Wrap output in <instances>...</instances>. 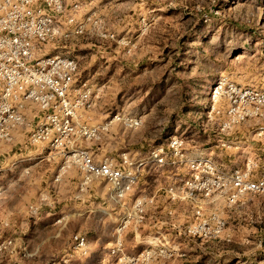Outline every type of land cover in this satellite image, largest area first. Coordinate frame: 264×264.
I'll use <instances>...</instances> for the list:
<instances>
[{"label": "rangeland", "instance_id": "obj_1", "mask_svg": "<svg viewBox=\"0 0 264 264\" xmlns=\"http://www.w3.org/2000/svg\"><path fill=\"white\" fill-rule=\"evenodd\" d=\"M69 1L82 3V15L94 13L99 32L51 42L41 47L37 56L62 54L77 59L79 66L84 68L97 52L77 45L91 40L98 43L106 48L103 58H99L108 65L104 81L89 83L84 80V72L79 81L78 75L76 78V87L87 83L97 96L96 105L84 119L92 118L97 102L106 95L103 102L106 119L90 125L101 124L118 112L136 114L143 121L141 128L135 131L114 124L100 141H81L80 147L89 149L96 159L105 156L118 159L121 153L116 151L117 136L147 137L150 141L142 148V155H146L153 148V135L161 137L163 123L169 117L173 125L171 134L183 137L190 151L199 149L225 170L234 167L246 170L247 164L253 162L259 165L256 171H261L264 137L254 133L257 126L239 127L235 140L238 149L233 144L221 146L219 136L204 127L207 122L204 112L209 88L220 77L243 87H264V0ZM140 39L153 40V50L140 47ZM132 57L143 61L136 77L126 76L122 64ZM123 93L130 96L124 98ZM196 132L200 138L195 136ZM110 133L114 141L103 140ZM58 164L43 162L42 165L51 172ZM59 165H64L63 160ZM74 171L78 169L70 167L63 176L74 175ZM148 173L151 175L153 169L145 175ZM36 182L33 180L26 194L27 205L36 202L40 195ZM91 187L90 202L84 198L78 200L83 203L82 209L72 208V205L59 209V215L68 217L69 222L62 227L59 247L64 252L62 257L55 259L57 264H105L109 260L112 235L122 211L109 201L111 187L108 183L97 180ZM61 203V206L65 204ZM203 211L207 216L218 213L224 219L226 226L222 235L213 239H186L171 229L162 228L174 239L181 256L156 264H264V193L246 194L235 201L220 194L207 199ZM177 212L180 222L191 215L185 213L184 208ZM160 229L153 225L142 227L141 237ZM81 230L88 236V256L77 254L72 248V235ZM141 242L143 240L135 239L134 232H127L125 247L128 252L141 250ZM46 250L45 254L51 253L50 249Z\"/></svg>", "mask_w": 264, "mask_h": 264}, {"label": "built area", "instance_id": "obj_2", "mask_svg": "<svg viewBox=\"0 0 264 264\" xmlns=\"http://www.w3.org/2000/svg\"><path fill=\"white\" fill-rule=\"evenodd\" d=\"M82 7L81 2L69 0H0V147L13 145L17 136H22L23 146L28 148L46 145L48 155H58L64 162L58 166L55 182H61L68 168L78 169L81 181L76 199L80 200L97 180L110 185L109 201L122 213L105 264H156L181 256L174 239L162 228L141 237L157 198L146 191L129 198L149 169L174 170L164 195L174 206L191 205L192 214L183 222L175 218L176 207L167 211L172 219L165 224L176 235L201 240L220 237L226 223L218 213L204 214L205 201L220 194L235 201L246 194L264 193V167L258 172L259 165L249 162L246 170H225L212 158L189 153L181 136H172L167 145L155 146L146 155L133 156L124 151L118 159H96L89 149L80 147L81 141H100L114 124L131 131L143 124L136 114L118 112L101 124L90 125L84 116L96 105L97 96L87 83L75 86L77 59L62 54L37 56L41 47L51 42L99 32L94 13L82 15ZM204 114V127L219 136L218 144H233L238 149V142L228 138L242 125L257 126L255 131L259 132L254 133L264 137V87H243L220 77L209 88ZM3 169L0 162V173ZM10 186L0 182V202L9 194ZM53 203L51 193H41L28 205V214L37 218ZM129 230L136 240H143V248L136 253H129L125 247ZM72 248L88 256V236L84 232L73 234ZM34 254L21 237L0 240V264H25ZM6 257L8 262L4 261Z\"/></svg>", "mask_w": 264, "mask_h": 264}, {"label": "crops", "instance_id": "obj_3", "mask_svg": "<svg viewBox=\"0 0 264 264\" xmlns=\"http://www.w3.org/2000/svg\"><path fill=\"white\" fill-rule=\"evenodd\" d=\"M138 44L142 48L144 47L149 50H153V40L140 39ZM157 44L158 46H161L162 43L158 42ZM77 46L79 48H87L97 52V56H93V59L88 66H84V68L79 66L78 81L83 72L85 77L84 80L89 83H94L95 81L102 82V80L104 81V74L107 71L108 65L107 61H102L99 58H103V51L106 50V48L98 45V43L93 40L86 41L85 43H79ZM142 63L143 61L141 59H136L134 57L126 58V61L122 63L125 75H130V77L138 76L140 73L139 67ZM129 96L130 95H128V93L122 94V97L124 98ZM105 97L106 95H104L100 101L97 102L98 105L91 113L92 118L87 117L85 119L86 122L92 124L102 122V120L106 119L107 115L103 110ZM163 124L164 127L160 135L161 137H158V139L156 134L153 135V147L158 145H167L169 139L174 136L173 133L171 134V127L173 125L171 124L169 117L165 118ZM245 126H250V124ZM237 133L238 130L229 137V140H237ZM196 134L197 132L195 133V136L200 138ZM114 138L115 137L112 136V133H110L107 134L103 140L109 141L113 139L114 141ZM116 139L118 140V148L116 150L117 153L127 151L133 156L142 155L144 153L142 148L147 145L145 142H148V140L150 141V138L148 139L147 137L141 139L140 137L117 136ZM197 144L200 145V142H197ZM188 146L189 144L186 142V150L189 153L204 154L203 152H199V149H197V151H190ZM46 150V145L31 148L23 146L22 136H17V140L13 145L0 147V162L4 168L0 173V182H5L11 185L9 194L2 202H0V240L6 236H18L23 238L29 249L35 252L33 257L29 258L25 264H57L55 259L62 257L64 252L59 247V243H61L62 227L69 222L68 217L61 216V214L59 215L61 212L59 209L66 208L69 205H72V208H83V203H79V199H76V196L79 195L78 187L81 181L80 173L78 171H74L72 173L74 175L68 173L62 178L60 183L55 182L54 177L60 164L61 157L52 154L48 155V152L44 153ZM38 154L42 155L37 157ZM35 160L37 161L35 162ZM43 162H57L59 164L57 168L48 172L44 169V166L42 165ZM174 176V170L171 169L153 170L151 175H149V173L146 175L145 181L142 182V185L140 184L139 188L135 189L129 198L132 200L139 191H146L150 195L157 198L156 206L151 208L148 213L146 224L143 226L144 228L147 225H153L154 227L158 226L160 228L170 229L169 225L165 223L171 221L172 217L168 215L167 211L173 207H176V215L178 213L177 211L183 208L185 213L189 212L192 214V210H189L191 207L188 203H182L174 206L164 195V187L173 180ZM33 180L37 181L36 184L40 194L51 193L54 197L53 205L45 207L37 218H32L28 214V200L26 197V194L31 189ZM150 183L153 184L151 185ZM143 184H146V186ZM92 191L93 188L91 187L81 195V200L84 198L90 202V194ZM62 201H64L65 204L61 206ZM116 208H119L120 212L122 211L120 207ZM61 218H64V221L58 222ZM185 218L186 216H184V219ZM100 221L104 223L103 219ZM80 232L84 231L81 230ZM46 249H50L51 253L48 255L47 253L45 254V252H47ZM136 252L129 251V253ZM46 258H51V260L45 262ZM4 261L8 262V257H6Z\"/></svg>", "mask_w": 264, "mask_h": 264}]
</instances>
